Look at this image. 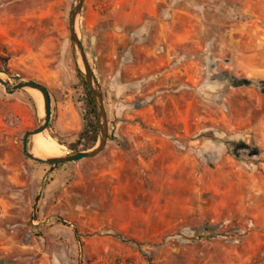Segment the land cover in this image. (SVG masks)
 Returning <instances> with one entry per match:
<instances>
[{
	"label": "rangeland",
	"instance_id": "374dc122",
	"mask_svg": "<svg viewBox=\"0 0 264 264\" xmlns=\"http://www.w3.org/2000/svg\"><path fill=\"white\" fill-rule=\"evenodd\" d=\"M75 1L0 0V71L49 90L46 132L68 154L91 119ZM258 1L86 0L78 33L109 122L91 160H31L44 100L0 85V264H264Z\"/></svg>",
	"mask_w": 264,
	"mask_h": 264
},
{
	"label": "water",
	"instance_id": "95a60500",
	"mask_svg": "<svg viewBox=\"0 0 264 264\" xmlns=\"http://www.w3.org/2000/svg\"><path fill=\"white\" fill-rule=\"evenodd\" d=\"M85 2L86 0L75 1L70 14V33L77 66L79 68L81 76L86 81L95 101L99 123V144L96 148L90 151L71 153L66 156L53 159L37 158L35 155L30 153L28 150L30 138L45 133L48 130L49 124L51 122L52 102L50 92L44 85L38 82L28 81L20 77L10 76L0 71V74H3L5 76L0 77V85H2L6 89L8 94L14 95L21 90L38 91L42 94L45 107L44 118L41 120L40 126L36 131L26 134L24 139V153L33 161L46 163L54 167L94 159L104 152L109 141V122L105 107L104 95L96 78V75L89 63L84 44L81 41L78 33V19L84 9Z\"/></svg>",
	"mask_w": 264,
	"mask_h": 264
},
{
	"label": "trees",
	"instance_id": "16d2710c",
	"mask_svg": "<svg viewBox=\"0 0 264 264\" xmlns=\"http://www.w3.org/2000/svg\"><path fill=\"white\" fill-rule=\"evenodd\" d=\"M80 79L82 80L84 86L86 87V91H87V100H88V105L90 108V116L91 119L90 124L88 125V127L86 128V130L84 131L83 135H82V140L77 144L74 145V150L77 151L79 149L80 146H83V151H89L93 148H95V146L98 143V138H99V133H98V118H97V111H96V106H95V101L94 98L92 96V93L88 87V85L86 84V82L83 80V78L81 77V75H79ZM84 141V144L82 143ZM239 148H247L246 145L241 144L239 145ZM255 155H259V151H257L255 153Z\"/></svg>",
	"mask_w": 264,
	"mask_h": 264
},
{
	"label": "bare ground",
	"instance_id": "6f19581e",
	"mask_svg": "<svg viewBox=\"0 0 264 264\" xmlns=\"http://www.w3.org/2000/svg\"><path fill=\"white\" fill-rule=\"evenodd\" d=\"M0 77H5L3 74H0ZM35 94L37 95V97L39 99H43L42 94L38 91H35ZM44 136L47 138V140L52 143L53 145H55L56 147L63 149L60 144L49 134V133H43ZM42 134L40 135H36L33 138V143L35 145V149L34 152L37 155V158H41V159H53V158H58V157H63L68 155V152H63L59 149H57L55 146H53L52 144H50L49 142H47L42 136ZM33 154V151H32Z\"/></svg>",
	"mask_w": 264,
	"mask_h": 264
},
{
	"label": "crops",
	"instance_id": "0c3cea01",
	"mask_svg": "<svg viewBox=\"0 0 264 264\" xmlns=\"http://www.w3.org/2000/svg\"><path fill=\"white\" fill-rule=\"evenodd\" d=\"M260 2H261V0L260 1H258V2H254V4L253 3H250L249 4V7L250 8H254V11H255V13H254V16L258 19V20H262V21H264V12H258L259 14H257V11L258 10H261V9H264V6H259V5H261L260 4ZM186 15H187V13H185ZM187 19V17H184V20H186ZM174 23H176V20H174ZM186 29V28H185ZM173 35L175 36V37H179V36H177V34L175 33V32H173ZM177 38L175 39V44H184V43H186L187 42V40L186 39H181L180 37L178 38V40H177ZM174 48H176V47H174ZM173 47H172V49H174ZM143 52H144V56H143V63H144V66H146L148 63H150L149 62V58H150V56H156L155 54H156V51L154 50V49H150V48H144L143 49ZM169 54L171 53V51H169L168 52ZM145 72H146V70H145Z\"/></svg>",
	"mask_w": 264,
	"mask_h": 264
}]
</instances>
